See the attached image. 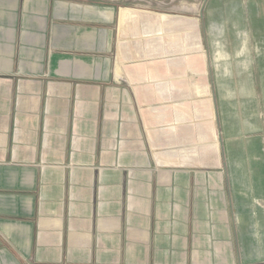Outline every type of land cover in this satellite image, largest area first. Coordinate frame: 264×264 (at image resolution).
Returning <instances> with one entry per match:
<instances>
[{"label": "crops", "instance_id": "1", "mask_svg": "<svg viewBox=\"0 0 264 264\" xmlns=\"http://www.w3.org/2000/svg\"><path fill=\"white\" fill-rule=\"evenodd\" d=\"M175 24L0 0V264H264V173L227 171L221 95Z\"/></svg>", "mask_w": 264, "mask_h": 264}, {"label": "rangeland", "instance_id": "2", "mask_svg": "<svg viewBox=\"0 0 264 264\" xmlns=\"http://www.w3.org/2000/svg\"><path fill=\"white\" fill-rule=\"evenodd\" d=\"M73 1L166 14L190 27V45L200 44L206 57L212 100L221 95L227 171L264 173V0Z\"/></svg>", "mask_w": 264, "mask_h": 264}]
</instances>
